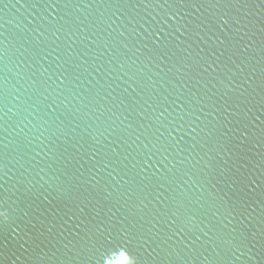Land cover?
Listing matches in <instances>:
<instances>
[{"label":"water","instance_id":"obj_1","mask_svg":"<svg viewBox=\"0 0 264 264\" xmlns=\"http://www.w3.org/2000/svg\"><path fill=\"white\" fill-rule=\"evenodd\" d=\"M264 264V0H0V264Z\"/></svg>","mask_w":264,"mask_h":264},{"label":"clouds","instance_id":"obj_2","mask_svg":"<svg viewBox=\"0 0 264 264\" xmlns=\"http://www.w3.org/2000/svg\"><path fill=\"white\" fill-rule=\"evenodd\" d=\"M113 254L116 257L114 264H136L135 259L127 253L126 249H120Z\"/></svg>","mask_w":264,"mask_h":264}]
</instances>
